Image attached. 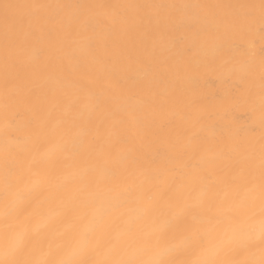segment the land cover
Wrapping results in <instances>:
<instances>
[{
	"label": "bare ground",
	"instance_id": "obj_1",
	"mask_svg": "<svg viewBox=\"0 0 264 264\" xmlns=\"http://www.w3.org/2000/svg\"><path fill=\"white\" fill-rule=\"evenodd\" d=\"M0 264H264V0H0Z\"/></svg>",
	"mask_w": 264,
	"mask_h": 264
}]
</instances>
